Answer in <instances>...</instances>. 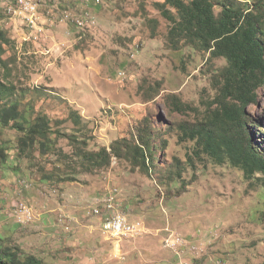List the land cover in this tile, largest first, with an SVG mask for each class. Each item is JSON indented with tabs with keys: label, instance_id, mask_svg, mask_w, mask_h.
Returning a JSON list of instances; mask_svg holds the SVG:
<instances>
[{
	"label": "rangeland",
	"instance_id": "rangeland-1",
	"mask_svg": "<svg viewBox=\"0 0 264 264\" xmlns=\"http://www.w3.org/2000/svg\"><path fill=\"white\" fill-rule=\"evenodd\" d=\"M235 1L244 9L254 3ZM163 2L102 0L91 6L95 27L77 33L62 13H79L80 0H46L47 24L37 40L19 21L0 16L6 33L0 108L17 103L24 119L44 113L52 126L51 150L23 153L24 133L0 120L7 150L0 167V246L17 245L42 264H264L262 175L248 179L227 156L209 154L191 137L221 101L227 60L184 33L171 36ZM216 2L219 15L222 0ZM246 114L264 154V87ZM141 132L146 164L136 149ZM102 148L111 153L106 165L82 156ZM112 187L119 189L120 209L144 223V235L112 244L101 234L90 207ZM21 203L28 213L16 212ZM172 234L194 244L196 253L166 248Z\"/></svg>",
	"mask_w": 264,
	"mask_h": 264
},
{
	"label": "trees",
	"instance_id": "trees-1",
	"mask_svg": "<svg viewBox=\"0 0 264 264\" xmlns=\"http://www.w3.org/2000/svg\"><path fill=\"white\" fill-rule=\"evenodd\" d=\"M158 5L162 15L173 23L171 36L184 33L187 41L210 52L212 57H224L228 63L221 72L219 105L209 119L192 128L191 137L209 154L217 158L227 156L248 179L261 174L264 182V154L253 141V123L246 114V108L257 101L258 91L264 87V0H254L246 9L235 0H222L219 15L215 13L216 0H165ZM172 9L177 10L178 16ZM5 39L6 33L0 29V42ZM175 106L178 110L184 107L180 103ZM70 115L76 119L75 123H80L77 110L72 108ZM0 120L6 126L13 122L24 133L18 144L20 152L52 149L49 138L52 126L46 114L39 113L34 121H29L14 103L0 108ZM139 136L141 142L136 149L146 164L143 150L146 133L141 132ZM82 153L96 166L106 165L111 159L107 148ZM6 162L7 150L0 144V167ZM0 264H42V261L17 245L2 244Z\"/></svg>",
	"mask_w": 264,
	"mask_h": 264
},
{
	"label": "built area",
	"instance_id": "built-area-1",
	"mask_svg": "<svg viewBox=\"0 0 264 264\" xmlns=\"http://www.w3.org/2000/svg\"><path fill=\"white\" fill-rule=\"evenodd\" d=\"M82 2V11L80 13H73L67 10V15H72V22H65V16H62L63 22L67 25L72 24L77 33L88 32L95 27L97 19L91 11V6L101 5L102 0H80ZM46 0H0V13H3L6 18L18 21V16L27 15L28 25L27 30L31 32L30 37L37 40V28H44L47 22H39V15L41 13V5H45ZM123 73H120L122 76ZM119 189L112 187L106 193L102 201L90 207L89 214L96 216L100 222V232L111 242L127 241L133 237L142 236L145 232L144 223L141 220H131L119 204ZM18 205V204H17ZM16 205V206H17ZM18 211L29 212L30 209L21 203L17 206ZM166 248L175 251L180 255L185 247L193 253L196 252L195 245L189 246L181 236L170 235L164 240ZM122 246V244H121ZM121 252H118L120 254ZM188 264V262H185Z\"/></svg>",
	"mask_w": 264,
	"mask_h": 264
},
{
	"label": "bare ground",
	"instance_id": "bare-ground-1",
	"mask_svg": "<svg viewBox=\"0 0 264 264\" xmlns=\"http://www.w3.org/2000/svg\"><path fill=\"white\" fill-rule=\"evenodd\" d=\"M81 3V6H82V2L80 1ZM44 7V5H41V13L39 15V22H44L43 18L45 17L43 11H42V8ZM49 7V6H48ZM52 8V7H51ZM70 8V7H69ZM54 9V8H53ZM67 10L69 9H66L64 10V12L62 13V16H65V22H72V15H67ZM74 10V9H73ZM48 11V10H47ZM46 11V12H47ZM82 11V10H81ZM80 11V12H81ZM79 12V13H80ZM59 15L61 13H58ZM49 15V13H48ZM47 18V16H46ZM43 20V21H42ZM18 21L27 29V25H28V16L27 15H20L18 16ZM47 22V21H46ZM18 24V23H17ZM7 25V24H6ZM45 31H44V28H37V39L39 38V36H43ZM35 39V38H34ZM36 40V39H35ZM37 42V41H36ZM35 42V43H36ZM37 44V43H36Z\"/></svg>",
	"mask_w": 264,
	"mask_h": 264
},
{
	"label": "clouds",
	"instance_id": "clouds-1",
	"mask_svg": "<svg viewBox=\"0 0 264 264\" xmlns=\"http://www.w3.org/2000/svg\"><path fill=\"white\" fill-rule=\"evenodd\" d=\"M194 245V244H193ZM185 249H187V250H189V247H187V248H185ZM171 250V249H170ZM173 251V250H172ZM175 252V251H174ZM184 252V251H183ZM189 252H191L190 250H189ZM176 253V252H175ZM191 253H193V252H191ZM196 253V252H195ZM185 262H187V261H184L183 263H185Z\"/></svg>",
	"mask_w": 264,
	"mask_h": 264
}]
</instances>
